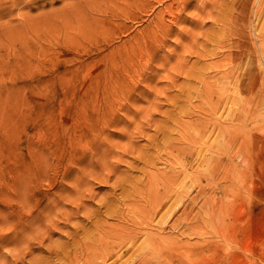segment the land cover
I'll list each match as a JSON object with an SVG mask.
<instances>
[{"label":"rangeland","instance_id":"1","mask_svg":"<svg viewBox=\"0 0 264 264\" xmlns=\"http://www.w3.org/2000/svg\"><path fill=\"white\" fill-rule=\"evenodd\" d=\"M240 1L0 0V264H90L134 227L106 264H264V10Z\"/></svg>","mask_w":264,"mask_h":264},{"label":"bare ground","instance_id":"2","mask_svg":"<svg viewBox=\"0 0 264 264\" xmlns=\"http://www.w3.org/2000/svg\"><path fill=\"white\" fill-rule=\"evenodd\" d=\"M245 1H246V0H245ZM245 1H244V2H245ZM244 2L240 1V3H244ZM252 2L254 3V1H252ZM252 2H251V0H248L247 4H248L249 8H250ZM255 2H256L255 4H257V5H256V10L253 9V10L255 11V12H254V17H255V19L258 20V18L260 19V16L262 15L263 10H264V0H255ZM237 3H238V2H236V4H237ZM242 5H243V4H242ZM238 6H239V5H238ZM252 7H253V6H252ZM240 8H241V7H240ZM242 8H243V7H242ZM244 8H245V9H243V10H248L247 7H244ZM254 8H255V7H254ZM230 10H231V9H230ZM239 10H240V9H239ZM239 10H238V12H239ZM253 10H252V12H253ZM226 11H227V10H226ZM250 11H251V9H250ZM228 12H230V11H228ZM232 12H233V11H232ZM233 13H234V12H233ZM233 13H232V14H233ZM227 14H228V13H227ZM232 14H231V17H233ZM240 14H241V13H240ZM242 14H243V11H242ZM243 15H244V14H243ZM245 15H246V14H245ZM248 15H249V14H248ZM228 16H229V15H228ZM238 17H239V16H238ZM238 17H237V19H236V22H237V20H240V19H238ZM242 17H243V16H242ZM249 17H250V15H249ZM247 18H248V17H247ZM247 18H246V19H247ZM262 18H264V15H263ZM230 19H231V18H229V20H230ZM232 19H233V18H232ZM241 19H242V18H241ZM248 19H249V18H248ZM233 20H234V19H233ZM251 20H252V19H251ZM255 21H256V20H255ZM230 22H231V21H230ZM233 22H234V21H233ZM239 22H240V21H239ZM248 22H249V21H248ZM248 22H247V23H242L243 25H246V26L243 27V29H239V27L237 28V25H236V23L234 22L235 25H236L235 28H237V29H239V30L242 31L241 33L238 32V33H239V34H238L237 32H235L237 29H236V30H235V28L233 29V30H234V34L236 33L237 35H236V34H235V35L238 36V38H241V37L244 35V32L247 31V28H250V27L253 25V24H252L250 27H248ZM227 23H228V22H226V24H227ZM242 24H241L240 28H242ZM250 24H251V23H250ZM211 25H212V24H211ZM224 25H225V23H224ZM229 25H231V24H229ZM256 25H257V24L255 23V26H256ZM260 25H261V24H260ZM262 25H263V23H262ZM233 26H234V25H233ZM227 27H228V25H227ZM229 27H231V26H229ZM231 28H233V27H231ZM259 29H260V28H259ZM231 30H232V29H231ZM239 30H237V31H239ZM253 30H254V29H253ZM257 30H258V28H257ZM250 31H251V28H250ZM255 31H256V30H255ZM261 31H262V30H261ZM223 32H224V31H223ZM259 32H260V31H259ZM227 33H228V31H227ZM231 33H232V31H231ZM231 33H230V34H231ZM245 34H246V33H245ZM250 34H251V33H250ZM252 34H253V33H252ZM232 35H233V34H232ZM248 35H249V34H248ZM254 35H256V34H254ZM260 35H261V34L259 33L258 37H260ZM224 36H225V35H224ZM227 36H228V34H227ZM249 36H250V35H249ZM262 36H263V35H262ZM243 37H244V36H243ZM243 37H242V38H243ZM258 37H257V38H258ZM223 38H224V37H223ZM226 38H227V37H226ZM247 38H248V37H247ZM249 38H252V37L250 36ZM255 38H256V37H255ZM262 38H263V42H262V45L260 46V54H261V55H264V36L261 37V39H262ZM259 39H260V38H259ZM228 40H229V39H228ZM237 40H239V39H237ZM240 41H241V40H240ZM240 41H238V42H240ZM252 41H253V40H252ZM257 41H258V40H257ZM257 41H256V42H257ZM259 41H260V40H259ZM259 41H258V42H259ZM230 42H231V41H230ZM238 42H237V43H238ZM247 42H248V41H247ZM247 42H246V43H247ZM249 42H251V41H249ZM237 43H236V44H237ZM252 43H253V42H252ZM229 44H230V43H229ZM229 44H228V45H229ZM232 44H233V43H232ZM241 44H242V43H241ZM254 44H255V43H254ZM259 44H260V43H259ZM228 45H227V46H228ZM237 45H238V44H237ZM237 45H235V46H237ZM239 45H240V44H239ZM246 45H247V44H246ZM248 45H249V43H248ZM223 46H224V45H223ZM243 46H244V45H243ZM243 46H242V47H243ZM250 46H251V44H250ZM252 46H253V45H252ZM221 47H222V46H221ZM247 47H248V48H247ZM247 47H246L247 50L245 49V51L248 52L249 46H247ZM254 47H255V46H254ZM257 47H259V46L257 45ZM250 48H251V47H250ZM221 49H222V48H221ZM229 49H231V48H229ZM237 49H238V48H237ZM240 49H241V48H240ZM228 51H229V53H231L230 50H228ZM228 51H227V52H228ZM235 51H237V50H235ZM251 53H252V52H251ZM251 53H250V54H251ZM255 53H256V52L252 53L251 55H253V54H255ZM238 54H239V53H238ZM241 55H243V53H241ZM241 55H240V56H241ZM256 55H257V53H256ZM244 56H245V55H244ZM259 56H260V55H259ZM242 57H243V56H242ZM247 57H248V56H247ZM251 57H253V56H251ZM257 57H258V56H257ZM229 58H230V56H229ZM254 58H255V56H254ZM261 58H262V57H261ZM258 59H259V58H258ZM258 59H257V58L255 59L256 62L258 61ZM233 60H234V59H233ZM235 60H236V59H235ZM259 60H260V59H259ZM261 60H262V59H261ZM249 61H251V59H250ZM236 62H237V61H236ZM237 63H238V62H237ZM237 63H235V64H237ZM257 63H258V62H257ZM250 64H252V63L250 62ZM242 65H243V63H242ZM257 65H258V64H257ZM259 65H261V64L259 63ZM263 65H264V63H263ZM263 65H262V66H263ZM247 66H249V65L247 64ZM249 67H250V66H249ZM257 68H259V67L257 66ZM257 70H258V74H259V70H260V68L257 69ZM262 70H263V68H262ZM263 71H264V70H263ZM226 72H228V71H226ZM225 74H226V73H225ZM229 74H230V73H229ZM261 74H262V73H261ZM226 75H227V74H226ZM227 76H229V75H227ZM251 77H252V75H251ZM203 78H204V77H203ZM226 78H227V77H226ZM229 78H230V77H229ZM230 79H231V78H230ZM230 79H229V80H230ZM259 79H262V78H259ZM248 80H249V79H248ZM257 80H258V79H257ZM230 81H231V80H230ZM250 81H251V80H250ZM258 81H259V80H258ZM263 81H264V80H263ZM230 83H231V82H230ZM261 83H262V82H261ZM235 84L238 85L236 82H235ZM235 84H234V85H235ZM256 84H257V82H256ZM214 126H215V125H214ZM213 128H214V127H213ZM215 129H216V128H215ZM215 129H214V130H215ZM212 131H213V130H212ZM154 187H155V186H154ZM156 188H158V187H156ZM154 189H155V188H154ZM142 193H143V192H142ZM131 197H132V196H131ZM132 199H133V197H132ZM161 199H162V198H161ZM161 199H160V200H161ZM129 200H131V199H129ZM140 201H142V200L140 199ZM164 202H165V200H164ZM164 202H160V203L157 205V209L161 208L162 205L164 204ZM127 203H128V202H127ZM130 203H131V201H130ZM132 203H133V202H132ZM139 203H140V202H139ZM141 204H142V203H140V205H141ZM136 205H137V204H136ZM142 205H143V204H142ZM142 205H141V208H143V207H144L145 209L147 208V207H145L144 205H143V207H142ZM182 205H183V204H180L181 207H182ZM185 205H186V204H185ZM185 205H184V206H185ZM131 206H132V205H131ZM137 206H138V205H137ZM155 206H156V205H155ZM134 207H135V206H134ZM138 207L140 208V206H138ZM163 207H164V206H163ZM129 208H131V207H129ZM139 208H137V209H139ZM144 208H143V210H144ZM187 208H188V207H187ZM134 209H135V208H134ZM137 209H135V210H137ZM162 209H164V208H162ZM181 209H182V208H181ZM184 209H185V208H183V211L181 210L179 216L177 217V220H183V218H184L183 216H184V213H185ZM146 210L149 211L148 208H147ZM160 210H161V209H160ZM185 210H186V209H185ZM138 211H140V213L142 212L141 209H139ZM135 212H136V213H134V212H133V213H134V214H138L137 211H135ZM143 212H145V210H144ZM143 212H142V213H143ZM149 212H150V211H149ZM149 212H146V213H149ZM164 212H165V211H164ZM146 213L143 214V215H146ZM150 213H151V212H150ZM165 213H166V212H165ZM157 214H158V213H157ZM167 214H168V213H166V215H167ZM150 215H151V214H150ZM150 215L147 214L146 216H150ZM139 216H140V214H139ZM151 216H152V215H151ZM151 216H150V217H151ZM140 217H141V216H140ZM152 217H154V216H152ZM136 218H139V217H136ZM159 218H160V217H159ZM161 218H162V217H161ZM163 218H164V217H163ZM140 219H143V218H139L138 220L140 221ZM150 219H151V218L148 217V220H150ZM132 220H133V219H132ZM146 220H147V217H146ZM104 221H106V220L104 219ZM136 221H137V219H136ZM141 221H142V220H141ZM141 221H140V222H141ZM143 221H144V219H143ZM157 221H158V220H157ZM132 222H133V221H132ZM134 222H135V219H134ZM134 222H133V223H134ZM148 222H149V221H148ZM161 222H162V221H161ZM164 222H165V221H164ZM108 223H109V222H108ZM118 223H119V222H118ZM118 223H117V224H118ZM141 223H142V222H141ZM143 223H144V222H143ZM145 223H147V222H145ZM145 223H144V225H142V224H141V225L144 226V227H146V228H148L150 225L147 224V225H149V226L147 227V226H145V225H146ZM123 224H125V223H123ZM150 224H151V220H150ZM152 224H154V223H152ZM152 224H151V225H152ZM157 224H159V223H157ZM157 224H156V225H157ZM126 225H127V224H126ZM137 225H139V224H137ZM154 225H155V224H154ZM154 225H153V226H154ZM101 226H102V225H101ZM153 226H150V229H151V227H153ZM160 226H161V228L163 227L162 225H160ZM160 226H159V227H160ZM96 227H98V225H97ZM99 228H101V227L99 226ZM99 228H98V229H99ZM140 228H141V227H140ZM103 229H104V228H103ZM103 229H102V230H103ZM105 229H106V227H105ZM107 229H109V231L111 232L112 230H115V226H111V227L108 226ZM116 229H117V230H115L116 233L111 234V233L108 232V233L111 234L112 236H110L109 234H108V235H109V237H111V238H113V239H117L118 241L115 242L114 244H108V245L104 246V247L106 248L105 253L103 252L104 254H102V255H97L94 259H91V260L89 261L90 264H106L107 259H108V258H111V257H114V256H116V259H118V258L120 259V258L122 257V255H124V254H122V253L124 252V251H123L124 248L127 249V247H129V246H130L129 248H131V246H132V247H135V246H133V245H134V240H136V238H137V234H138L137 232H135L136 230L134 231L135 227H134L133 231L130 230V232H129V230L126 232V231H124V230L122 229V230H123V232H122L121 229H118V228H116ZM130 229H131V228H130ZM143 229H144V228H143ZM154 229L157 231L159 228L156 229V226H155ZM102 230H101V231H102ZM162 230H164V227L162 228ZM101 231H100V232H101ZM119 231H121L122 233H120ZM137 231H138V230H137ZM144 231H146V230H144ZM160 231H161V230H160ZM106 232H107V231H106ZM118 232H119V233H118ZM138 232H141V231H138ZM146 232H147V231H146ZM146 232H142V233L144 234V233H146ZM157 232H158V231H157ZM161 232L163 233V231H161ZM142 233H141V235H142ZM149 233H150V232H148V233H146V234L148 235ZM152 233H153V232H152ZM155 234H156V233H155ZM157 234H158V233H157ZM157 234H156V235H157ZM159 234H160V232H159ZM104 235H105V233H104ZM141 235H140V236H141ZM138 236H139V235H138ZM153 236H155V235H153ZM161 236H162V238L164 237V235H161ZM161 236L159 235V239H158V237H157V238L155 237V238L157 239L158 243H161V242H159V240H161V241L163 240V239H160ZM102 238H103V237H102ZM150 238H151V237H149V239H150ZM155 238L153 237V239H155ZM164 239H165V238H164ZM96 240H97V239H96ZM100 240H101V238H100ZM100 240H99V241H100ZM102 240H103V239H102ZM137 240H138V239H137ZM137 240H136V241H137ZM146 240H148V236H147V239L145 238V240H143V241H144L143 243L141 242L142 240L140 241L141 244H142V247H144L145 244L149 241V240H148V241L145 243ZM97 242H98V241H97ZM113 242H114V241H113ZM138 242H139V241H138ZM151 242H152V240H151ZM151 242H150V243H151ZM98 243H99V242H98ZM136 243H137V242H136ZM144 243H145V244H144ZM148 243H149V242H148ZM100 244H101V243H100ZM138 244H139V243H138ZM143 244H144V245H143ZM92 245H93V244H92ZM102 245H103V244H102ZM80 246H81V245H80ZM149 246H150V245H149ZM149 246H148L147 248H150ZM152 246H153V243H152ZM77 247H78V246H77ZM88 247H90V246H88ZM91 247H92V246H91ZM95 247H96V246H95ZM97 247H98V246H97ZM139 247H141V245H139ZM142 247L139 248V249L141 250ZM85 248H86V247H85ZM100 248H101V247H100ZM135 248H136V247H135ZM80 249H81V248H80ZM98 249H99V248H98ZM136 249H137V248H136ZM151 249H153V248H151ZM87 250H88V249H87ZM124 250H125V249H124ZM140 250H139V251H140ZM143 250H145V249H143ZM146 250H147V249H146ZM148 250H149V249H148ZM148 250H147V252H148ZM154 250H155V248H154ZM154 250H150L151 254L154 253V252H153ZM98 251H99V250H98ZM102 251H103V250H102ZM102 251L99 252V253H102ZM83 252H84V251H83ZM96 252H97V251H96ZM140 252H144V251H140ZM140 252H139V255H140ZM147 252H145V253H146L145 256L147 255ZM66 253H67V252H66ZM78 253H79V252H78ZM81 253H82V252H81ZM97 253H98V252H97ZM99 253H98V254H99ZM124 253H125V252H124ZM135 253H136V252H135ZM148 253H149V252H148ZM155 253H156V252H155ZM162 253H164V252L162 251ZM68 254H69V253H68ZM142 254H143V253H142ZM142 254H141V255H142ZM149 254H150V253H149ZM151 254H150V255H151ZM78 255H79V254H78ZM81 255H82V254H81ZM91 255H92V254H91ZM137 255H138V254H137ZM137 255H136V256H137ZM139 255H138V256H139ZM141 255H140V256H141ZM152 255H153V254H152ZM163 255H165V254H163ZM148 256H149V255H148ZM159 256H160V255H159ZM61 258H62V257H61ZM75 258H76V256H75ZM75 258H74V259H75ZM114 258H115V257H114ZM153 258H154V256H153ZM80 259H81V258H80ZM85 259H86V258H85ZM119 259H118V260H119ZM139 259H140V258H139ZM146 259H147V260H146ZM146 259H144V260H146L145 262H147L149 258H146ZM77 260H78V259H77ZM109 260H110V259H109ZM114 260H115V259H114ZM144 260H140L141 262H140L139 264H145V263H144ZM86 261H87V260H86ZM119 261H120V260H119ZM149 261H150V260H149ZM155 261H156V259H155ZM78 262H79V261H78ZM117 262H118V261H117ZM120 262H122V261H120ZM120 262H118V263H120ZM84 263H85V262H84ZM113 263L115 264V262H113ZM147 263H148V262H147ZM109 264H110V263H109ZM111 264H112V263H111Z\"/></svg>","mask_w":264,"mask_h":264}]
</instances>
